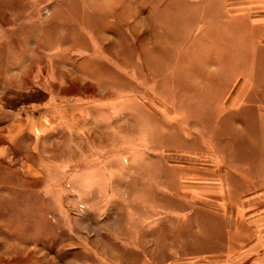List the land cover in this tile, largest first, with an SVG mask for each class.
I'll list each match as a JSON object with an SVG mask.
<instances>
[{
  "label": "rangeland",
  "instance_id": "obj_1",
  "mask_svg": "<svg viewBox=\"0 0 264 264\" xmlns=\"http://www.w3.org/2000/svg\"><path fill=\"white\" fill-rule=\"evenodd\" d=\"M0 264H264V0H0Z\"/></svg>",
  "mask_w": 264,
  "mask_h": 264
}]
</instances>
